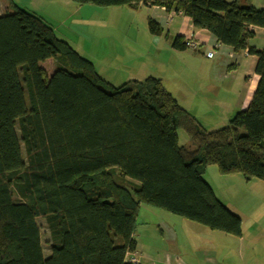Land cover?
I'll list each match as a JSON object with an SVG mask.
<instances>
[{"label": "trees", "instance_id": "obj_1", "mask_svg": "<svg viewBox=\"0 0 264 264\" xmlns=\"http://www.w3.org/2000/svg\"><path fill=\"white\" fill-rule=\"evenodd\" d=\"M70 1L181 13L218 44L255 56L258 81L244 110L206 131L159 80L110 86L43 18L9 0L0 15V264H131L123 258L135 250L141 206L240 237L239 216L202 175L215 165L264 183V50L248 47L264 11L250 0ZM185 40L170 39L172 49L186 50ZM50 59L47 77L41 64Z\"/></svg>", "mask_w": 264, "mask_h": 264}, {"label": "rangeland", "instance_id": "obj_2", "mask_svg": "<svg viewBox=\"0 0 264 264\" xmlns=\"http://www.w3.org/2000/svg\"><path fill=\"white\" fill-rule=\"evenodd\" d=\"M1 2L8 5V0ZM48 4L49 0H35L31 7L37 15L42 14L38 16L51 27L58 40L66 42L82 58L95 62L98 75L110 86L119 87L130 80L155 78L181 106L188 102L182 108L193 117L196 114L199 119L195 120L206 131L227 126L241 111L232 108V94L226 96L225 92L232 90L227 76L218 74V67L213 69L211 63L202 59L205 50L197 48L178 52L172 49L171 38L166 32L168 23L160 24L162 32L159 36L151 35L147 22L149 13L145 8L122 6L97 9L96 6H77L73 3L71 8H66L63 0L52 6ZM79 8H83L81 13L74 15L73 10ZM89 8L92 13L87 10ZM69 15L71 19L63 21ZM215 47L212 49L215 59L228 66L230 61L221 53H216L218 46ZM53 64L52 59L41 64L48 77L54 72ZM210 69L216 73L214 77L208 75ZM190 101L194 103L192 107ZM177 137L179 146L188 144L181 129L177 131ZM202 178L215 197L239 216L242 232L259 231L262 227L261 230H264V189L254 184L263 182H245L240 174L220 175L215 165L208 166ZM136 221L133 235L136 247L134 252L125 253V263L133 258L131 260H139V264H212L206 259L217 261L218 256H213V253L224 251L231 246L229 241H234L233 236L148 206H141ZM38 225L44 241L47 235L43 221L38 220ZM43 248L46 253L44 243ZM217 264H220L219 260Z\"/></svg>", "mask_w": 264, "mask_h": 264}, {"label": "crops", "instance_id": "obj_3", "mask_svg": "<svg viewBox=\"0 0 264 264\" xmlns=\"http://www.w3.org/2000/svg\"><path fill=\"white\" fill-rule=\"evenodd\" d=\"M10 1L15 6L37 15V12H34L35 10L31 7L33 6L35 0H24V1L10 0ZM59 1L60 0H49L48 6H52L55 2L57 3ZM225 1L230 3L235 0H225ZM238 1H239V5L241 6L244 5V0H238ZM250 3L255 9L264 11V0H250ZM71 4L72 3L70 0H63V5L66 8H71L72 6ZM7 7L8 5L4 4L3 2L0 3V15L5 14ZM142 7L143 6H139L137 9ZM143 8H145L149 13L147 15V19H151L155 21L159 25V27L160 24H163L162 22L166 24L168 23V25H166V32L171 39H173L176 36H181V37H185L186 39H193L197 41L200 44L199 49L201 48L205 50V52H202L204 53L202 59L205 62L211 63L210 65L211 68L214 69L218 67L219 68L217 71L218 74L223 73L225 76H227L228 84L232 88V90L228 92L226 91L225 93L226 96L232 94V108L233 109L237 108L238 110H244L247 107L258 81V76L255 74V66H256L255 56L249 55L247 50H244L239 53H235L229 47L218 44L212 35H210L207 31L203 29H195L192 26L191 20L188 17L181 15L180 13H173L172 19L169 20L168 14H166L162 8L156 6L143 7ZM82 10L83 8L74 9L73 14L74 15L79 14L81 13ZM87 10H89V12L92 13V9L89 8ZM38 15H42V14H38ZM154 15H158V16L156 17ZM69 19H71L70 15L67 16L63 21H67ZM250 29L253 31L254 36L248 41V47L254 48L257 51L264 50V29L254 28V27H251ZM215 46H218L216 53H221V56L226 57L230 61V64L228 66H225L227 64H222L221 61H219L218 59H215V54L210 59L205 57V54L211 51ZM46 61L48 62L49 60ZM90 61L92 62L93 65H95L94 64L95 62H93L92 60ZM94 68L96 71L95 66ZM53 71H54V67H53ZM207 72L209 76L213 75V77L214 74H216L211 69L208 70ZM234 74H236L237 76H232ZM130 81H136V80H130ZM210 94L212 96L215 95V93H210ZM176 101L179 104L178 100ZM190 103L192 107L194 105L193 101H190ZM187 105L188 102L184 106L181 105L180 106L181 108L182 107L185 108ZM194 117L198 121L199 117L196 118V114L194 115ZM254 184H257L256 187L260 189H264V186L262 185L263 183H254ZM260 185L262 187H260ZM255 224L263 226L264 223L263 224L255 223ZM261 229L259 231L249 230L245 233L241 231L240 237H233L234 241L233 240L229 241L231 246H229L224 251H221L220 253L215 251L213 253V256L215 257L218 256V260L220 264H264V230ZM206 260L212 264H217L218 261V260L215 261L212 258H207Z\"/></svg>", "mask_w": 264, "mask_h": 264}, {"label": "built area", "instance_id": "obj_4", "mask_svg": "<svg viewBox=\"0 0 264 264\" xmlns=\"http://www.w3.org/2000/svg\"><path fill=\"white\" fill-rule=\"evenodd\" d=\"M162 9L164 10V8H162ZM168 18H169V20L172 19V14L171 13H168ZM184 45H185V47L187 49L192 50V51H194V50H196L197 48L200 47V44L197 41L193 40V39H186L185 42H184ZM213 54H214V51L211 50V51H209V52H207L205 54V57L208 58V59H210V58L213 57ZM131 259H133V258H131ZM131 259L129 261L131 264L132 263H138V261H139V260L138 261H134V260H131Z\"/></svg>", "mask_w": 264, "mask_h": 264}]
</instances>
